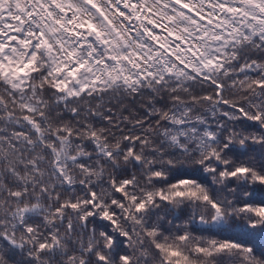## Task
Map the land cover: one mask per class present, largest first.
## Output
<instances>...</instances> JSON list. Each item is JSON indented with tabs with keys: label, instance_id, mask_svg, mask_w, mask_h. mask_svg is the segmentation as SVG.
<instances>
[{
	"label": "snow or ice",
	"instance_id": "snow-or-ice-1",
	"mask_svg": "<svg viewBox=\"0 0 264 264\" xmlns=\"http://www.w3.org/2000/svg\"><path fill=\"white\" fill-rule=\"evenodd\" d=\"M0 264H264V0H0Z\"/></svg>",
	"mask_w": 264,
	"mask_h": 264
}]
</instances>
